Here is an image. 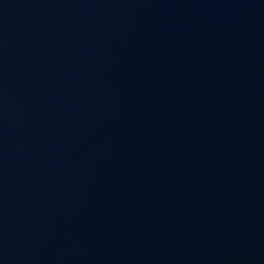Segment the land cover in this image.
Masks as SVG:
<instances>
[{"label":"water","instance_id":"95a60500","mask_svg":"<svg viewBox=\"0 0 264 264\" xmlns=\"http://www.w3.org/2000/svg\"><path fill=\"white\" fill-rule=\"evenodd\" d=\"M0 264H264V0H0Z\"/></svg>","mask_w":264,"mask_h":264}]
</instances>
